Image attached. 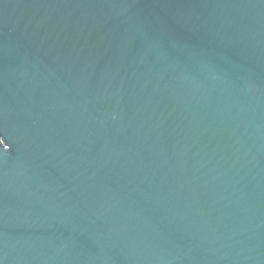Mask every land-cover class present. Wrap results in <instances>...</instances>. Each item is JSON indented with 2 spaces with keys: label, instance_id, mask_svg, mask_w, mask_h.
I'll return each mask as SVG.
<instances>
[{
  "label": "water",
  "instance_id": "obj_1",
  "mask_svg": "<svg viewBox=\"0 0 264 264\" xmlns=\"http://www.w3.org/2000/svg\"><path fill=\"white\" fill-rule=\"evenodd\" d=\"M0 264H264V0H0Z\"/></svg>",
  "mask_w": 264,
  "mask_h": 264
}]
</instances>
